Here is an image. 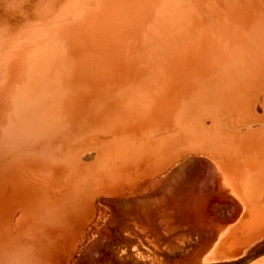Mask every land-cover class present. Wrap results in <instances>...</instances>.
<instances>
[{
    "label": "rangeland",
    "instance_id": "374dc122",
    "mask_svg": "<svg viewBox=\"0 0 264 264\" xmlns=\"http://www.w3.org/2000/svg\"><path fill=\"white\" fill-rule=\"evenodd\" d=\"M210 154L264 216V0H0V264L125 263L122 194Z\"/></svg>",
    "mask_w": 264,
    "mask_h": 264
},
{
    "label": "bare ground",
    "instance_id": "6f19581e",
    "mask_svg": "<svg viewBox=\"0 0 264 264\" xmlns=\"http://www.w3.org/2000/svg\"><path fill=\"white\" fill-rule=\"evenodd\" d=\"M241 108H243V106ZM237 117H239V115H237ZM226 120H224L225 122H223V126L227 123ZM228 122L230 121L228 120ZM233 122L235 124L237 120ZM243 126L244 125H242L241 127L243 128ZM239 128L237 127V129ZM225 129L227 130V128ZM228 130L236 131L234 127L231 129L229 128ZM245 130L240 131L244 132ZM240 131H237L236 133L239 135ZM250 133L248 135L250 138L255 137V134L254 136H252L253 134L251 135ZM237 134L236 136L238 137ZM242 135L245 136V134ZM253 139L254 141L256 140L255 138ZM226 140L224 139V137H222L221 139V141L226 142L229 145L230 142ZM248 140L246 142H249ZM258 140L260 141V139ZM243 141L245 142V140ZM234 143L236 142H231V144L236 147ZM233 146H231V148H233V150H231L233 151L231 152V155L232 153H234L232 157L234 156L235 159L238 158V160L240 159L241 162L244 163L245 159H242L243 156L240 155V158L239 156L235 157L234 151L238 153L239 151L242 152V150H240V147L247 149L248 146H240L238 148L236 147V150H234L235 147ZM228 147L230 148V146ZM253 148H251L252 151L254 150ZM238 149L239 151H237ZM196 153H203V151L189 150L186 152V154ZM226 155L227 154H225V156H222L226 157ZM210 156L206 155V159L202 157L205 161L208 159L210 163L208 165H210V167L206 165L199 166V163L197 162L199 158H197L196 163L198 164L195 165H198V167L200 168L202 167V169L198 168L197 170H195H201L198 171V174L197 172H194L195 175L193 176L197 178L195 179L196 181L193 180L195 184H192V181L188 180L192 184V186H188L189 183L187 182V186L189 187L188 190L187 188L186 190L185 188L183 189V185H185L184 183L186 181L182 184V181L180 182L177 168H179L182 163H179V167L177 166L176 169L169 172V174L162 176L156 181L147 180L139 187H131L129 191L125 193L126 195L123 192L122 193L124 195L120 193L121 190L119 191V194H122V197L125 196L124 198L128 201V204L123 205V208L126 209L125 212L120 213H123V215L129 217L128 220H130V222L127 221L128 225L125 224L126 228L123 229V227H120L122 229L120 230L119 227L117 228L115 226L117 229L114 230L117 232L113 230V232L117 233V235L115 236L117 245L116 243L114 244L117 246V248L115 247L117 249V253H115L114 251L113 252L116 254V257L120 259V261L122 260L121 262H125L123 264H203L207 260L209 261L211 259L228 260L239 257L240 255H246V257H249L248 259H252L249 264H264V256L256 259L258 253H264V250H257L259 246L262 245V241L264 243V216L260 218L251 217L249 208L252 206L254 199L251 184H249L250 180L247 181L246 179L248 178L246 176L248 172L246 173V175L243 174L245 169H242L243 167L245 168V165L239 167L240 169L242 168L241 170H239V168L237 169L235 166H232L233 162L238 161L237 159L234 160L232 158L234 161L231 159L233 162L230 163L231 165L228 164L229 166H227L223 161L218 160L214 155L210 154ZM229 156L230 154L227 156V158ZM255 159L253 157V161ZM204 160L203 162L205 163ZM229 161L230 158L228 159V162ZM203 162L200 161V164ZM193 163H195V161H193ZM183 165L181 166L186 167V165ZM189 168L191 170L192 166ZM248 170L246 167V171ZM190 173L192 174V172ZM211 175H214L213 178L211 177ZM206 176L210 177L209 180L211 179V184L208 183V180L207 185H213V187L209 186V189L210 187H212L211 190L206 188L207 193L206 190L203 191L206 193V195L204 196L205 193L202 192V197L200 198L199 192L201 188L198 190V187H200L201 184L199 186L198 184L199 182H204L203 180L207 178ZM182 189L185 191H183ZM117 190L119 189L117 188ZM116 197H118L117 194ZM107 202L109 203L108 200ZM123 202L127 203L124 200ZM123 202H121V204ZM195 208L197 211H195V213H198V216H193L191 214V212L194 211ZM113 212L108 214L111 215V217H107V219L109 218L107 222L105 220V223H107V225L111 218L113 219L114 217H116V220H111L109 222L110 226H112L113 223L116 224L117 220L119 219L118 216L120 215V213L118 212V210L115 209V211L113 210ZM113 214H115V216L112 217ZM194 217H196V219ZM124 218L126 219V217ZM123 225L124 222L122 223V226ZM111 229H113V227ZM103 231L104 233H102ZM103 231L101 230V234L98 230L99 235L101 234L102 238L105 235V239H110V236L112 237V233L110 234L108 230ZM193 238L196 239V243L195 241H193ZM191 241H193L194 243ZM90 247L92 248L93 246L90 245ZM263 247L264 246H262V248ZM94 249L96 248L94 247ZM98 249L99 247L97 248V250ZM94 251L97 252L96 250ZM110 251L108 253H110ZM98 254H100V252ZM103 254L104 253L102 252V254H100V257H105L104 255L106 254V252L104 255ZM115 254L113 256H115ZM107 256L108 255H106V257ZM98 259H100L101 262V260L104 258ZM107 259L108 258H106V260ZM213 262L211 261V263ZM227 263L228 262L224 264Z\"/></svg>",
    "mask_w": 264,
    "mask_h": 264
}]
</instances>
